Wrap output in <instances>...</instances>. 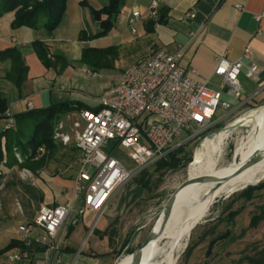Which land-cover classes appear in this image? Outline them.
<instances>
[{
  "label": "crops",
  "instance_id": "0c3cea01",
  "mask_svg": "<svg viewBox=\"0 0 264 264\" xmlns=\"http://www.w3.org/2000/svg\"><path fill=\"white\" fill-rule=\"evenodd\" d=\"M107 1L66 0L64 16L50 34H47L42 26L36 29L25 26L12 28L13 12H7L0 17V50L13 46L19 48L27 67L26 78L18 89L5 78L10 61L0 59V93L6 99L7 110L13 118L30 109L46 107L53 102L80 101L82 85L79 84L78 76L82 71L86 72L93 68L80 61L81 52L86 47H115L113 66L119 61H126L125 68L153 49L164 48L169 52H175L179 47H184L181 64L195 68L200 78L207 79L209 86L213 88H218L219 84V77L213 74L217 59L223 55L227 60H235L241 56L244 48L248 47L250 58L246 62L254 63L259 73L257 79L253 80L245 76L244 70L241 71L238 78L242 89L241 98L252 96L251 100L264 102V0H165L160 6L161 12L165 14L163 21L153 24L152 21L156 18L150 17L147 10L150 0H124L118 15L114 19L111 17L113 27L110 31L105 36L92 38L91 35L100 30V25L93 17L91 8L99 9ZM191 9L195 10V16H186V12ZM133 10L139 11V17L133 24L132 32L127 19L131 17ZM256 15H259V19ZM104 18L105 15H102L101 19ZM36 39L46 44L50 54L61 53L65 56L68 65L61 73H58L57 69L46 68L38 59L31 45ZM64 83L69 84L68 92ZM110 87L103 89L96 97V102H87L89 103L87 105L98 106L102 94ZM79 110L66 112L59 119L65 120V115L68 114L75 116ZM5 124L6 118H1L0 132L5 130ZM19 126L17 135L21 142H25L31 129V122L23 121ZM15 128L14 125L10 129ZM60 147L71 153L70 157L72 155L74 157L73 152H78L71 145ZM25 148L20 151L14 146L11 156L4 158L0 163L1 176L9 182L7 194L3 196L4 218L0 221L2 248L11 239L21 238L17 225L34 217L42 205L53 206L73 197V179L79 165V153L72 176L63 178L59 175H50L48 171L51 156L45 166L33 172L39 173L37 182L29 183L22 174L15 172L19 167L16 163L7 165L16 153L22 161L30 150L29 147ZM20 195L24 198L29 197L32 202L31 210L27 214L18 203ZM18 215L21 220L17 224L11 223V218ZM101 216L96 224L104 226ZM91 218L93 219L90 226L96 218V212H86L75 226L67 229L66 241L61 251L62 264L70 262L78 250L80 252L76 258L77 264H102L105 258L110 257L112 249L104 234L99 236L105 243L104 249L96 251L90 247L86 252L82 251V246L77 249L76 240L85 231L86 224ZM99 229L102 227L99 226ZM16 247L18 246L8 249L5 253Z\"/></svg>",
  "mask_w": 264,
  "mask_h": 264
},
{
  "label": "built area",
  "instance_id": "2783aa9c",
  "mask_svg": "<svg viewBox=\"0 0 264 264\" xmlns=\"http://www.w3.org/2000/svg\"><path fill=\"white\" fill-rule=\"evenodd\" d=\"M164 1H149L150 17L157 18ZM195 13L191 9L185 15L194 17ZM138 17L139 11L133 10L127 19L132 32ZM256 18L259 19V15ZM183 53L184 47L175 52L164 48L151 50L124 69L119 81L102 94L98 110L80 109L77 115L68 114L65 120L56 122L52 139L71 145L79 152L73 197L54 206L42 205L34 217L17 225L21 246L8 253L10 261L62 264L66 231L75 226L81 216L96 212L87 238L122 186L171 150L194 140L215 124L218 108L230 107L229 101L222 98L224 94L243 104L252 99V96L241 98L238 79L242 70L250 79L258 77V67L246 62L250 58L248 47L235 60H227L223 55L217 59L213 74L219 77L218 88L209 86V81L201 79L195 68L183 66L180 62ZM96 74L91 69L86 70L88 76ZM4 116V128H12V115L6 110ZM183 131L188 132L186 138L174 142ZM112 142L111 152L106 153L103 147ZM118 146L130 149L129 163L114 155ZM43 148L39 146L37 152H42ZM15 156L21 160L17 153ZM79 252L64 264H77Z\"/></svg>",
  "mask_w": 264,
  "mask_h": 264
},
{
  "label": "rangeland",
  "instance_id": "374dc122",
  "mask_svg": "<svg viewBox=\"0 0 264 264\" xmlns=\"http://www.w3.org/2000/svg\"><path fill=\"white\" fill-rule=\"evenodd\" d=\"M125 62L119 61L110 68H92L97 73L94 76H88L83 71L79 76L77 75L80 81L79 84L82 85L81 94L79 95L80 101L86 105L89 104L87 102H96V97L102 93L103 89L109 86L112 87L119 81L125 69ZM64 87L68 92L69 84L64 83ZM222 98L229 101L230 107H219L215 115V124L199 137L186 142L183 146L185 150L191 151L192 159L196 149L208 135L218 132L246 111L256 109L264 104V102L258 100H251L243 104L225 94ZM250 132V128L235 129L221 142L218 153L212 154L215 174L224 169H234L237 166L239 161L235 151L237 141L240 138L245 140ZM187 134V131H183L174 139V142L186 138ZM55 143L57 148L51 155L52 157L50 156L51 166L48 172L50 175L68 178L74 173L73 167L77 165V154L79 152H73L74 157L73 155L70 157L71 153L60 147L62 144ZM113 145L112 142L103 147V150L110 153ZM129 152L130 149L118 146L114 151V155L129 163ZM190 162L185 167L166 170L161 175L158 172H153L152 166L149 167L150 169H148L153 172L149 186L141 190H139L136 183L138 175L127 182L114 194L107 210L102 214L101 219L104 220L103 224L105 225L96 224L93 231L86 238L93 219L91 218L90 222L86 224L85 231L76 240L77 249L80 246H82L84 252L90 247L96 251L104 249L105 243L99 238L104 234L107 240L110 237L112 241L110 244L112 253L110 257L104 259L102 264H115L119 259L130 254L141 244L151 230L167 198L188 177ZM17 169L15 172L22 174L29 183L37 182L39 173L34 174L30 170L20 167H17ZM1 184L3 185L0 188V221L4 218L3 196L8 190L9 182L4 177H0ZM186 186L187 184L176 191L175 196L182 194ZM244 188L228 195L217 196L209 202L204 216L190 231L184 246L180 250L181 252L177 253L178 256L173 264H250L249 259L264 257V213L253 226L250 225L251 218L260 213L261 206L264 207V189L255 191L253 196L244 202L241 194ZM18 203L26 214L29 213L32 207L29 197L24 198L20 195ZM241 204H244L242 210L233 219L229 220L227 217L228 212L236 209ZM20 220L19 215L14 216L11 218V223L17 224ZM99 226L102 229H99ZM222 235L221 239H217L218 236ZM213 239H217V241L212 245L209 253L206 254L209 243ZM187 248L189 249L187 250ZM159 249H163L161 254L166 251L164 241L155 243L152 246V250ZM0 264H15V262L8 259V253H3L0 254Z\"/></svg>",
  "mask_w": 264,
  "mask_h": 264
},
{
  "label": "trees",
  "instance_id": "16d2710c",
  "mask_svg": "<svg viewBox=\"0 0 264 264\" xmlns=\"http://www.w3.org/2000/svg\"><path fill=\"white\" fill-rule=\"evenodd\" d=\"M123 2L124 0H108L107 3L99 9L91 8L93 17L99 21L100 25V30L91 35L92 38L105 36L110 31L113 27L111 17L113 14L115 16L118 15ZM65 9L66 0H0V17L7 12H13L11 21L12 28L25 26L36 29L42 26L47 34L52 33L60 24ZM159 11L160 14L152 21V24L163 21L165 14L163 11L161 12V9H159ZM102 15H105L104 19H101ZM31 45L36 56L46 68L57 69V72L61 73L68 65L63 54H50L48 47L43 41L36 39L31 42ZM115 50L116 48L113 46L104 48L86 47L81 52L80 61L93 68H110L113 65ZM0 59H8L10 61V66L5 73V78L19 89L26 78L27 71L21 50L15 46L0 50ZM100 107L101 104L90 107L79 100H61L53 102L46 107L33 108L22 114L16 115L13 118L16 128H9L0 132V163L4 158L11 156L14 146L20 151L22 148L29 147V154L25 156L22 161L18 162L16 157L13 156V160L8 161L7 165L14 162L20 168H26L31 172L42 168L46 165L50 156L57 148L56 143L52 139V133L54 124L59 117L71 110H98ZM6 110V99L0 93V119L5 117L4 112ZM23 121L31 122V129L25 142H21L17 135L21 126H19V124ZM39 146H43L44 150L37 153V148ZM183 146L184 144L174 148L163 159L152 165V171L158 172L161 175L166 170L185 167L192 160V154L191 151L185 150ZM149 169L142 171L137 176L136 183L139 190L149 186L153 173ZM0 177L2 176L0 175ZM261 189H264V180L256 185L246 186V188L241 191L244 202L248 201L255 191ZM243 207L244 204H241L236 209L230 210L227 214L228 219H233ZM263 213L264 207L261 206L260 213L251 218L250 225L253 226ZM111 242L109 237L108 243L111 244ZM14 246H21V242L16 239H11L4 248L0 249V254L5 253ZM188 249L189 248H187V250ZM249 262L250 264H264V257L251 258Z\"/></svg>",
  "mask_w": 264,
  "mask_h": 264
},
{
  "label": "bare ground",
  "instance_id": "6f19581e",
  "mask_svg": "<svg viewBox=\"0 0 264 264\" xmlns=\"http://www.w3.org/2000/svg\"><path fill=\"white\" fill-rule=\"evenodd\" d=\"M238 128H250L245 140L240 138L235 148L238 164L234 169H224L217 174L213 171L212 154L218 153L221 142L229 135L226 128L207 136L196 149L188 166L187 184L182 194L174 197L170 215L161 226V219H156L151 230L154 237L141 250L140 264H173L177 253L192 228L204 216L209 202L217 196L228 195L264 178V104L250 109L238 116ZM199 176H210L212 180L197 181ZM164 241L166 251L152 250L155 243ZM181 252V251H180ZM131 253L119 259L115 264H129Z\"/></svg>",
  "mask_w": 264,
  "mask_h": 264
},
{
  "label": "water",
  "instance_id": "95a60500",
  "mask_svg": "<svg viewBox=\"0 0 264 264\" xmlns=\"http://www.w3.org/2000/svg\"><path fill=\"white\" fill-rule=\"evenodd\" d=\"M115 15H112V19H114ZM238 126V122H232L228 125H226L224 128H226L227 130L231 131L233 129H235ZM209 137L212 136V134L208 135ZM197 181H208V180H212V178L210 176H199L196 178ZM264 180V178L262 179ZM262 180H260L259 182H261ZM191 181V179L189 177L186 178V180H184L177 188L176 190L167 198L160 214H159V218L161 219V226H163L169 215H170V211L172 208V205L174 203V196L176 191H178L179 189H181L182 187H184L186 184H188ZM259 182L255 183V184H251V185H256ZM154 237V233L152 232V230H150L147 235L145 236V238L143 239V241L141 242V244L136 247L132 252H131V261L129 262V264H140V261L142 260V254H141V250L149 243V241ZM223 237L222 236H218V239H221ZM215 240H211L208 246V250L207 253H209L212 245L214 244Z\"/></svg>",
  "mask_w": 264,
  "mask_h": 264
},
{
  "label": "flooded vegetation",
  "instance_id": "af4514ba",
  "mask_svg": "<svg viewBox=\"0 0 264 264\" xmlns=\"http://www.w3.org/2000/svg\"><path fill=\"white\" fill-rule=\"evenodd\" d=\"M217 239H218V238H217ZM217 239H213V240H215V242H216V241H217ZM215 242H214V243H215Z\"/></svg>",
  "mask_w": 264,
  "mask_h": 264
}]
</instances>
